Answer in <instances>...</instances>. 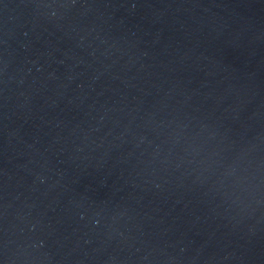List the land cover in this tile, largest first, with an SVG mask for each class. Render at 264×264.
<instances>
[{
  "label": "water",
  "instance_id": "1",
  "mask_svg": "<svg viewBox=\"0 0 264 264\" xmlns=\"http://www.w3.org/2000/svg\"><path fill=\"white\" fill-rule=\"evenodd\" d=\"M0 264H264V0H0Z\"/></svg>",
  "mask_w": 264,
  "mask_h": 264
}]
</instances>
